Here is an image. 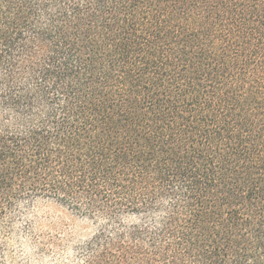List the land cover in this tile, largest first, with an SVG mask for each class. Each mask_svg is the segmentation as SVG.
I'll return each mask as SVG.
<instances>
[{
    "label": "trees",
    "instance_id": "obj_1",
    "mask_svg": "<svg viewBox=\"0 0 264 264\" xmlns=\"http://www.w3.org/2000/svg\"><path fill=\"white\" fill-rule=\"evenodd\" d=\"M32 242L264 264V0H0V264Z\"/></svg>",
    "mask_w": 264,
    "mask_h": 264
},
{
    "label": "rangeland",
    "instance_id": "obj_2",
    "mask_svg": "<svg viewBox=\"0 0 264 264\" xmlns=\"http://www.w3.org/2000/svg\"><path fill=\"white\" fill-rule=\"evenodd\" d=\"M45 211H48V213L54 217L57 222H67L76 234L75 236L80 237L84 235L85 227L87 226L85 221L76 219L69 215V213H67L64 209L55 205L46 204L43 201L37 203L35 209H33L34 214L37 215L40 220V222L36 225V230H42L45 232ZM26 247L31 256L30 264H49L48 260H45V255L42 257L37 256L35 252L36 244L32 242L29 245H26Z\"/></svg>",
    "mask_w": 264,
    "mask_h": 264
}]
</instances>
